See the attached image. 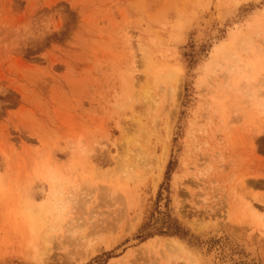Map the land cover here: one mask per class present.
Segmentation results:
<instances>
[{
  "label": "rangeland",
  "instance_id": "obj_1",
  "mask_svg": "<svg viewBox=\"0 0 264 264\" xmlns=\"http://www.w3.org/2000/svg\"><path fill=\"white\" fill-rule=\"evenodd\" d=\"M246 246L264 264V0H0V264Z\"/></svg>",
  "mask_w": 264,
  "mask_h": 264
},
{
  "label": "bare ground",
  "instance_id": "obj_2",
  "mask_svg": "<svg viewBox=\"0 0 264 264\" xmlns=\"http://www.w3.org/2000/svg\"><path fill=\"white\" fill-rule=\"evenodd\" d=\"M62 203V202H61ZM59 204V203H58ZM64 205H65V203H64ZM63 206V205H62ZM64 207V206H63ZM62 209V208H61ZM221 233V232H220ZM218 234V233H217ZM243 242V241H242ZM241 243V242H240ZM243 243H245V242H243ZM249 243V242H248ZM247 243V245H249ZM174 244V243H173ZM253 245V244H252ZM258 245V244H257ZM254 246V245H253ZM253 246H251V248H250V246L247 248V246H246V249L248 250L246 253L247 254H252L249 258H247V262L246 263H252V264H260V262H259V260H260V258L262 257V253H261V251H260V248H256V246L255 247H253ZM169 247V246H168ZM237 257V256H236ZM235 259V258H234ZM246 259V258H245ZM237 260H238V258H237ZM195 261V260H194ZM205 261V260H204ZM233 261V260H232ZM261 261V260H260ZM208 262H209V258H208ZM207 262V263H208ZM212 263V262H211ZM210 263V264H211Z\"/></svg>",
  "mask_w": 264,
  "mask_h": 264
}]
</instances>
